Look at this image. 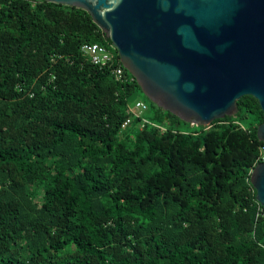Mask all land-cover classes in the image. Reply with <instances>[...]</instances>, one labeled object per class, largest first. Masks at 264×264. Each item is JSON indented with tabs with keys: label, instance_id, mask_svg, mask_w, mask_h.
Here are the masks:
<instances>
[{
	"label": "trees",
	"instance_id": "obj_1",
	"mask_svg": "<svg viewBox=\"0 0 264 264\" xmlns=\"http://www.w3.org/2000/svg\"><path fill=\"white\" fill-rule=\"evenodd\" d=\"M86 42L82 8L0 0V264H264L258 100L191 126ZM136 94L151 124L119 135Z\"/></svg>",
	"mask_w": 264,
	"mask_h": 264
},
{
	"label": "water",
	"instance_id": "obj_2",
	"mask_svg": "<svg viewBox=\"0 0 264 264\" xmlns=\"http://www.w3.org/2000/svg\"><path fill=\"white\" fill-rule=\"evenodd\" d=\"M86 10L158 107L192 125L235 116L255 97L264 117V0H47ZM256 135L264 143V120ZM264 207V161L250 174Z\"/></svg>",
	"mask_w": 264,
	"mask_h": 264
},
{
	"label": "built area",
	"instance_id": "obj_3",
	"mask_svg": "<svg viewBox=\"0 0 264 264\" xmlns=\"http://www.w3.org/2000/svg\"><path fill=\"white\" fill-rule=\"evenodd\" d=\"M117 50L112 43L101 44L99 42H86L81 46V51L83 55H88L93 64L98 65L99 67H106L113 60ZM125 72V68L120 64L116 65L111 69V74L116 80L122 79ZM147 110V104L143 100H132L127 105L128 116L122 122L120 126L119 135L129 131L131 128L135 127L134 120L138 119L136 126L143 128L147 123L151 122L146 118L145 111ZM192 125V124H191ZM161 129H164L161 127ZM264 161V143L259 146L258 155L254 166ZM253 166V167H254ZM250 170V173L253 169Z\"/></svg>",
	"mask_w": 264,
	"mask_h": 264
},
{
	"label": "rangeland",
	"instance_id": "obj_4",
	"mask_svg": "<svg viewBox=\"0 0 264 264\" xmlns=\"http://www.w3.org/2000/svg\"><path fill=\"white\" fill-rule=\"evenodd\" d=\"M142 100L143 98H142V96L141 95H138V94H136L134 97H133V100ZM149 112H148V110H146L145 111V114H148ZM190 124V123H189ZM191 125V124H190ZM177 126H179L180 128H188V129H190V127L187 125V124H183V123H180V124H178ZM191 126H193V125H191ZM196 126H198V125H196ZM201 126H203V125H201ZM135 127H137L136 125H135Z\"/></svg>",
	"mask_w": 264,
	"mask_h": 264
}]
</instances>
